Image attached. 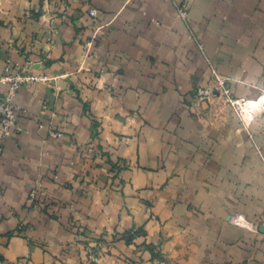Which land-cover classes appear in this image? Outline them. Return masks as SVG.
Returning a JSON list of instances; mask_svg holds the SVG:
<instances>
[{
    "label": "crops",
    "instance_id": "obj_1",
    "mask_svg": "<svg viewBox=\"0 0 264 264\" xmlns=\"http://www.w3.org/2000/svg\"><path fill=\"white\" fill-rule=\"evenodd\" d=\"M181 2L0 0V75L39 78L0 153V264H264L228 223L264 219V118L251 139L193 97L210 67L264 88V0Z\"/></svg>",
    "mask_w": 264,
    "mask_h": 264
},
{
    "label": "built area",
    "instance_id": "obj_2",
    "mask_svg": "<svg viewBox=\"0 0 264 264\" xmlns=\"http://www.w3.org/2000/svg\"><path fill=\"white\" fill-rule=\"evenodd\" d=\"M190 0H182L177 8V15L180 19H187V8ZM91 17L95 16V11H90ZM38 77L25 75L14 71L13 66L8 62L4 67V73L0 75V153L3 150L4 141L13 133L19 132L20 127L16 122V106L14 97L18 89L28 83L38 81ZM231 80L220 76L213 67H210V78L205 86L197 87L193 91L194 99L203 103L214 96L222 97L226 103L235 108L241 116L242 121L249 125L258 115L264 114V92L254 99L233 98L230 89ZM58 135V134H57ZM232 224L247 226L242 216H233L230 219Z\"/></svg>",
    "mask_w": 264,
    "mask_h": 264
},
{
    "label": "rangeland",
    "instance_id": "obj_3",
    "mask_svg": "<svg viewBox=\"0 0 264 264\" xmlns=\"http://www.w3.org/2000/svg\"><path fill=\"white\" fill-rule=\"evenodd\" d=\"M263 92H264V88L259 89L257 97L259 95H261V93H263ZM232 96L235 99L238 98V97L234 96L233 93H232ZM245 99H248V98H245ZM214 101H220V105L224 108L223 109L224 114L226 116L229 115V117H231L234 120L236 130L238 132L246 133L248 135V137L252 139V136H250V128L256 119L264 118V114L256 116L254 118V120L252 122H250L249 125H246L242 121L241 116L238 113V111L235 108H233L232 106H230L229 103H226L225 100L220 96H214L211 99H209L208 101L200 103V104L211 105ZM197 103H199V102H197ZM257 150H258V148H257ZM33 196H34V193L32 191L31 195H30L31 199L33 198ZM237 215L242 216V218H244L245 222L247 223V226L235 225V224L231 223V221H230L231 217L237 216ZM228 223H230L234 227L244 229L245 231H247L248 233L253 234V235L264 234V219L258 223H252L251 221L247 220L242 214L236 213V214H233L230 217H228ZM138 234H141V232L138 231ZM151 251H152L153 258L156 260V264H164L163 257L161 256V254L159 252H154L152 249H151Z\"/></svg>",
    "mask_w": 264,
    "mask_h": 264
}]
</instances>
